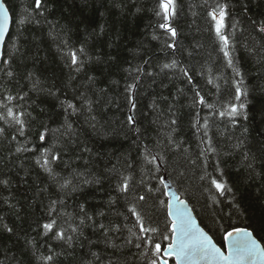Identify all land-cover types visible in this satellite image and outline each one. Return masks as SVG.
I'll use <instances>...</instances> for the list:
<instances>
[{"label":"trees","instance_id":"trees-1","mask_svg":"<svg viewBox=\"0 0 264 264\" xmlns=\"http://www.w3.org/2000/svg\"><path fill=\"white\" fill-rule=\"evenodd\" d=\"M4 1L12 27L0 66V105L23 111L26 124L19 136L0 120V264H145L129 209L164 231L171 223L159 203L168 202L164 174L221 247L225 230L238 227L264 244V33L257 31L264 27V0H175L176 14L167 20L160 0H42V9L35 0ZM217 4L226 5L232 67L208 15ZM165 23L176 37L160 27ZM71 52L82 62L79 71ZM174 60L175 67H163ZM237 84L246 93L239 101ZM196 91L204 104L194 103ZM231 103L245 107L221 117ZM209 141L215 152L200 156ZM146 147L164 157L158 171L144 163ZM117 171L131 177L130 193L117 191ZM210 178L231 191L220 195ZM52 218L71 241L44 234Z\"/></svg>","mask_w":264,"mask_h":264},{"label":"snow or ice","instance_id":"snow-or-ice-1","mask_svg":"<svg viewBox=\"0 0 264 264\" xmlns=\"http://www.w3.org/2000/svg\"><path fill=\"white\" fill-rule=\"evenodd\" d=\"M36 9H42L43 3L42 0H35ZM159 8L163 12L164 19L167 20L170 15H175V0H160ZM218 9V11H217ZM226 5L217 4L216 8H213L212 11L208 13L211 17V20L214 22V30L216 37L221 42V51L224 56L228 59V66H233V60L230 58V40L229 36L225 34V19L227 17ZM9 10L5 7L4 3H0V43H3L5 34L8 28L9 22ZM160 15V12L156 13ZM24 23L23 20L20 21ZM161 28L166 29L167 32L171 34L172 37L177 36V31L175 28L171 27V25L165 23L160 25ZM235 27V25H233ZM259 33H264V27H260L257 29ZM264 40V36L261 37ZM169 48H175L174 44H168ZM260 50L264 51V44L260 45ZM83 53V48L79 50ZM71 65H77L76 71L80 70L79 65L82 63L78 60V56L76 52L70 53ZM4 63H8V61H4ZM147 63V61H146ZM176 61L174 60L171 64H165L164 68H172L176 66ZM70 65V66H71ZM135 71L139 72L141 69H136ZM183 75L188 77L189 82H191V76L186 69H181ZM236 75H240L239 71L234 69ZM9 76L12 75L11 72L8 73ZM212 81L209 80V83ZM242 83V81H241ZM242 95H246V93L242 92L239 84L235 87V97L234 99L239 101ZM195 97L198 100H194V103L204 104L205 98L200 94L199 91L195 92ZM6 101L11 102L13 97L8 96L5 98ZM19 99H24V97H19ZM134 106V105H133ZM6 109L4 113H0V120H3L9 127H15L16 132L19 136L25 135V124L26 121L22 117L26 114L21 111L18 114L13 111L11 107H8V104L5 103L0 105ZM69 108H73V105L69 104ZM211 107V105H209ZM245 105L240 103L237 106L235 103H231L228 109L219 112L221 117H235L240 114V109H243ZM75 111V109H74ZM30 115V114H28ZM246 118V117H245ZM91 119L95 120V117ZM129 124L135 123L133 117L129 116L128 121ZM172 124H175L176 121H171ZM198 123V122H197ZM207 127V125H204ZM67 128L70 130L71 125H68ZM139 132V129H136ZM5 133L4 128H0V135ZM69 134H71L69 132ZM204 136L207 137V132L204 133ZM13 140L16 139L15 136L12 137ZM40 139L43 141L45 139V134H40ZM171 142V138L169 137ZM21 148H17L16 151H21ZM25 151L27 149H24ZM87 150V149H85ZM207 152H215V148L211 146L209 141L208 147L203 149L200 152V156H206ZM59 157L53 156V159H58ZM144 163L146 165H152L155 170H159V164L157 160L163 161L164 157L159 154L153 155L151 151L145 148V153L143 156ZM39 163V161H37ZM47 161L45 164L47 165ZM127 167H131V165H126ZM46 171L51 173L50 168H45ZM115 170V166H114ZM162 182H163V178ZM201 179H205L204 176H201ZM117 180L118 183L116 185V189L119 193L127 194L131 191V177L123 175L117 171ZM97 183L99 180L97 179ZM3 183H7L4 181ZM69 181H65V184L60 185L61 188H64ZM84 183H90V181L85 180ZM143 183V181H141ZM211 187L215 188L220 195H223L225 191H231L230 188L225 187V185L215 178H210ZM167 188L168 185L165 184ZM75 190V188L73 189ZM210 190V189H209ZM148 192L157 191L152 187H148ZM138 201L146 202L145 195H138ZM213 202L217 203L216 198L212 197ZM172 200H174L175 208H173L172 201H168L167 203L161 200L159 203L161 206L167 209V216L171 218L170 225L166 226L164 231H161L159 227H153L149 223L145 221V217L137 211L135 206L131 207L129 211L136 217V225L134 227L138 228L139 235L136 232H132V236L135 237V240L138 241L135 243V247L142 250V257L145 260V264H169V260H175V264H199L200 261H205L207 264H264V244L258 240L252 231L247 228H233L231 231L225 230L224 235L222 236V240L227 243L228 248L227 252L222 250L221 247H218L216 243L213 241V237L209 234L208 231H205L204 227H201L200 224L196 222V220L192 217L189 209L185 205V201L181 200L179 196L175 193L172 194ZM56 201H53L55 204ZM62 203V202H61ZM50 212H55V208H50ZM81 211H83V206H81ZM102 215V214H101ZM87 219L91 220L92 217L87 216ZM80 224H85V220L81 219ZM43 229L45 230L44 234L48 235L52 233L56 239L62 241H71L73 236L67 234L65 230H62L57 218H52L48 223L43 224ZM99 227L101 229H105L103 224H100ZM77 228H72V232H77ZM118 230V229H117ZM7 231L11 232L12 229L8 228ZM131 232V229H129ZM166 233H171V236ZM83 234L82 232L80 233ZM161 240L168 241L167 245L164 246L160 242ZM127 243L131 244L133 241L129 239ZM92 255L96 258V260H100V257L96 253H92ZM47 260H52V256L46 257Z\"/></svg>","mask_w":264,"mask_h":264},{"label":"water","instance_id":"water-1","mask_svg":"<svg viewBox=\"0 0 264 264\" xmlns=\"http://www.w3.org/2000/svg\"><path fill=\"white\" fill-rule=\"evenodd\" d=\"M0 3H4V4H5V7L8 8V6H7V4H6V2H5L4 0H0ZM8 10H9V8H8ZM8 14H9V22H8L7 32H6V34H5V37H4V41H3V43H0V66H1V64H2V60H3V56H4V47H5V43H6V41H7L8 35H9L10 30H11V27H12V15H11V13H10V10H9ZM131 117H133V119H134V116H133L132 112H131ZM134 120H135V119H134ZM162 178H163L164 186H165V184L168 185L167 188L165 187L166 195H167V197H168V201H172L173 208H175V203H176V202H175L174 200H172V194L175 193L177 196L180 197L181 200L185 201V205H186V207L189 209V211H190L192 217L196 220V222H197L198 224H200L201 227H203L202 224L200 223V221H199V219H198V217H197L195 211L193 210L192 206L190 205V203H189L185 198H183V197L181 196V194L178 192V190L176 189V187L174 186V184L172 183V181L169 179L168 175H167V174H164ZM170 219H171V218H170ZM238 228H243V227H238ZM247 229H248V228H247ZM231 230H232V229H231ZM231 230H229V231H231ZM249 230H250V229H249ZM205 231H207V230L205 229ZM250 231H252V230H250ZM252 232H253V231H252ZM209 234H210V233H209ZM253 234H254V232H253ZM210 235H211V234H210ZM254 236H255V234H254ZM255 237H256V236H255ZM256 238H257V237H256ZM257 239H258V238H257ZM258 240H259V239H258ZM213 241H214V243L217 244L218 247H221V246L215 241L214 238H213ZM221 248H222V250H224L225 252H227V248H228L227 243L225 242V247H224V248L221 247ZM173 260H174V258H173ZM172 264H175V260H174V263H172ZM188 264H191V262H188ZM199 264H207V262H205V261H200Z\"/></svg>","mask_w":264,"mask_h":264}]
</instances>
